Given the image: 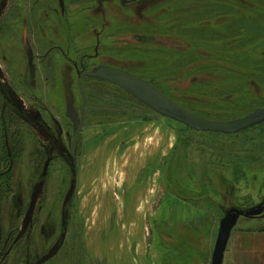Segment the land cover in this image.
<instances>
[{"label":"rangeland","instance_id":"374dc122","mask_svg":"<svg viewBox=\"0 0 264 264\" xmlns=\"http://www.w3.org/2000/svg\"><path fill=\"white\" fill-rule=\"evenodd\" d=\"M101 70L181 116L86 77L73 157ZM0 181L6 264L55 251L73 188L44 264H211L226 212L264 204V0H0ZM259 242L240 218L223 264Z\"/></svg>","mask_w":264,"mask_h":264},{"label":"water","instance_id":"95a60500","mask_svg":"<svg viewBox=\"0 0 264 264\" xmlns=\"http://www.w3.org/2000/svg\"><path fill=\"white\" fill-rule=\"evenodd\" d=\"M100 77L107 81L108 83H111L119 88L125 89L135 96L139 97L143 101H145L147 104L151 105L154 108H157L163 112H166L168 114H171L176 117H180L181 111L180 109L171 101L166 99L162 94H160L157 90H155L153 87H151L146 82L137 79L135 77H132L130 75H127L125 73H119V72H108L105 70L98 71L97 73H84L78 81L79 89L83 96V105L81 109V123L74 135L73 140V157H75V146L77 142V138L82 130L83 124H84V108L86 105V98L85 94L83 92V86L82 82L86 77ZM51 160H47L45 164V170L44 174H46L47 169L49 167ZM75 192V188L72 189L70 195L68 196L62 210V224L64 227V233L62 235L61 243L60 245L55 249L53 253L50 255L42 258L40 261H38L35 264H44L53 257L57 255V253L61 250L63 244L65 243L66 236H67V229H66V207L69 203V201L72 199V196ZM264 216V204H261L259 206L242 210L239 208H232L226 212L225 217L222 219L218 231L217 240L214 246L213 254H212V261L211 264H223L224 263V257L225 253L231 238V234L233 229L237 226V223L241 217L247 218V219H256L261 218Z\"/></svg>","mask_w":264,"mask_h":264},{"label":"flooded vegetation","instance_id":"af4514ba","mask_svg":"<svg viewBox=\"0 0 264 264\" xmlns=\"http://www.w3.org/2000/svg\"><path fill=\"white\" fill-rule=\"evenodd\" d=\"M62 7L64 8L63 1H62ZM82 119V115H81ZM81 123V122H80ZM9 181V180H7ZM6 182V180H5ZM3 196L9 201L10 198V186L8 185L6 188V193L1 191V181H0V198ZM259 219H264V216L259 218ZM18 239H16L14 242H12V234L10 231V227H4V230L1 228V223H0V264H6L8 262V259L11 256V253L14 249V247L18 243Z\"/></svg>","mask_w":264,"mask_h":264},{"label":"crops","instance_id":"0c3cea01","mask_svg":"<svg viewBox=\"0 0 264 264\" xmlns=\"http://www.w3.org/2000/svg\"><path fill=\"white\" fill-rule=\"evenodd\" d=\"M242 255L243 259L241 258V261H239L237 258L235 259L237 264H264V244L259 242L256 251H245Z\"/></svg>","mask_w":264,"mask_h":264},{"label":"trees","instance_id":"16d2710c","mask_svg":"<svg viewBox=\"0 0 264 264\" xmlns=\"http://www.w3.org/2000/svg\"><path fill=\"white\" fill-rule=\"evenodd\" d=\"M83 81H84V80H83ZM227 209H229V208H227ZM227 209H226V210H227Z\"/></svg>","mask_w":264,"mask_h":264}]
</instances>
